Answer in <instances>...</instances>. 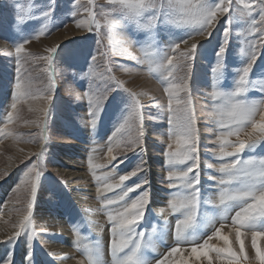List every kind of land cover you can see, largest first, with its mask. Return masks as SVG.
<instances>
[{"label":"rangeland","instance_id":"374dc122","mask_svg":"<svg viewBox=\"0 0 264 264\" xmlns=\"http://www.w3.org/2000/svg\"><path fill=\"white\" fill-rule=\"evenodd\" d=\"M74 2L75 0H0V127L3 126L7 112L11 110L15 82L14 45L28 41L24 45L25 54L29 56L30 64L35 66L30 75L34 88L38 90H43L47 86V73L43 69L48 65L43 60H36L35 57L47 55L45 51L47 48L58 47L51 67L56 85L51 103L46 105L45 100L39 98L30 99L28 104L18 106L22 116L27 120H35L39 115L38 111L29 112V106L35 108L34 110L49 108L46 118V139L43 141V171L31 217L36 236L31 241L28 239V233L24 232L15 241L8 242L21 218L18 209L26 208L24 185L20 182L27 167L36 162L33 154L41 150L40 130L35 124H27L24 119L16 120L14 117V122L9 124L7 129L12 135H0V187L4 181L13 179L9 195L0 202V231L4 234L0 237V260L8 257L12 264L19 262L36 264L33 259L26 260L31 251L33 256L31 258H34L36 252L42 253L48 263L55 264L57 261L56 264H65L62 260L64 256L68 257L70 264H78L79 261L86 260L85 246H95L99 243L103 251L104 264H110L111 256L108 251L110 225L107 214L100 210L101 194L97 192V182L88 169V157L91 155L93 163L100 165L96 169L97 175L113 172V165L116 162L113 164L107 162L108 140L116 127L123 122L133 102L131 94L116 85V80H119L131 91L148 94L140 97L144 105V152L141 155L127 153L126 157H120L123 162L115 169V173L121 175L131 172L140 159L146 162L147 171L138 173L125 183L126 186H131L142 179L148 180L146 187L151 192V199L137 230H143L146 236L151 237V243L146 244L141 253L144 264H155L156 259L161 258L174 246L173 228L178 217L171 213L167 206L170 194L169 189L165 187L166 166L161 155L165 148L162 141L167 140L168 125L166 117L155 107H151L152 101L149 99L150 96H154L166 103V97L163 96V90L157 81L148 74V62L144 52L155 50L163 53L175 43L189 38L193 30L176 27L168 22L165 15L160 16L153 29H143L136 23L124 21L119 29V35L115 38L119 43L110 46L107 38L104 39L107 59L98 56L96 61H92L97 49V36L94 32L76 27L71 16ZM216 2L218 0H206L209 6ZM250 2L256 9L253 15L258 20L259 11L256 8L258 0ZM81 3L88 6V0H81ZM232 3L235 9L238 0H232ZM92 5L93 11L107 7L105 0H92ZM46 12L49 15L45 16ZM86 16L81 9L80 18ZM229 21L230 37L222 59L223 67L215 79L218 90L232 91L240 70L249 62L247 51L242 50L247 48L246 41L253 38L247 31L248 21L236 17L234 12L227 17L222 16L207 39L200 42L190 40L188 45L198 43L191 70L190 91L198 117L197 126L202 146L200 185L202 204L196 228L188 233L189 237L208 234L211 225L223 211L221 208L203 203L205 199H217L216 190L208 187L212 182L204 176L206 171L211 175L215 173L204 169L203 162L205 159L212 162L213 158L208 149L216 147L212 143L216 127L214 121L207 115L211 110V102L207 97L214 83L212 68L218 62L216 53L222 43L225 24ZM41 29L45 31V35L38 40L32 38ZM61 32H65L62 33L65 35L68 33L69 40L64 43L57 42L58 44L53 46L42 45L44 41ZM185 47L181 44V50ZM7 53L12 55L9 56ZM129 56L134 59H129ZM112 77H115V80ZM249 79L251 88L246 98L264 99V92L259 90L264 87V47L259 48V55L253 64ZM143 80L149 81L155 89L148 85L145 87ZM89 90L97 95L107 94L94 127L88 122L89 104L84 95ZM38 101L43 102V106L38 105L40 108L37 106ZM75 152H78L79 157L74 166L81 169L72 166L71 170L79 171L84 177L80 180L81 185L73 190L68 180L57 172V167L69 169L61 162L68 161ZM248 155L257 157L264 155V142L254 150H246L244 156ZM3 184L9 189L11 181ZM138 191L130 193L129 198L135 197ZM104 195L113 198L120 195V191L115 189ZM41 209L44 212L50 209L55 212L56 216L53 217L57 223L53 229L52 226L48 227L45 224L42 217L37 216L41 215ZM55 232L58 234L54 235ZM249 250L250 240L246 241V252ZM3 252L5 254L1 256ZM51 257H54V262L50 260ZM40 263L44 264L42 258Z\"/></svg>","mask_w":264,"mask_h":264},{"label":"snow or ice","instance_id":"6c2138e0","mask_svg":"<svg viewBox=\"0 0 264 264\" xmlns=\"http://www.w3.org/2000/svg\"><path fill=\"white\" fill-rule=\"evenodd\" d=\"M105 4L106 8L93 11L92 0H88V6L82 4L81 0H75L71 13L78 29H86L97 36V49L92 61H96L98 56L107 59L104 39L107 38L110 46L119 43L115 38L124 21L136 23L143 29H153L160 16L165 15L168 22L176 27L193 30L189 38L175 43L163 53L155 50L144 52L148 74L157 81L166 97V103L154 96L149 99L152 101L151 107L166 117L168 125L167 140L162 141L165 148L161 155L166 166L165 187L170 194L167 206L178 217L173 228L174 246L156 259L155 264H264V227L258 226L264 225V155L244 156L246 150H254L264 142V99L246 98L251 88V69L259 55V48L264 47V0H258L256 5L258 20L253 15L256 9L250 0H238L235 9L232 0H218L212 6L206 0H105ZM81 9L87 14L86 18H80ZM233 12L236 17L249 23L247 31L253 38L246 41L247 48L242 49L247 51L249 62L240 70L232 91L218 90L215 78L222 70V59L230 37V21L226 22L222 43L216 53L218 62L212 68L214 83L207 97L211 102V110L207 115L216 127L215 139L212 141L216 147L208 149L212 162L207 159L203 162L204 169L215 173L211 175L206 171L204 176L212 182L208 187L214 188L217 196V199H205L203 203L223 211L211 225L208 234L189 237L188 233L196 228L202 204V146L190 91L191 70L198 43L188 45L196 37L207 39L220 17H227ZM43 35L45 31L41 29L32 38L38 40ZM27 42L25 40L14 45L15 82L11 110L3 119L0 135H12L7 129L14 122V117L16 120L24 119L18 106L39 98H43L46 105L50 104L56 87L51 67L58 47L47 48V55L35 57L48 65L43 69L47 73V86L38 90L34 88L30 75L35 66L30 64L29 56L25 54L24 45ZM181 44L186 46L184 50H181ZM7 55L11 56L12 53ZM128 58L134 59L131 56ZM112 79L115 80V77ZM116 85L129 92L133 101L123 122L108 140L107 162L116 163L111 174L97 175L96 169L100 165L94 164L89 155L88 169L97 182V192L101 194L100 210L107 214L110 225V264H144L141 253L146 244L151 243V237L146 236L143 230L138 231L137 226L144 218L151 192L146 187V178L131 186H126L125 182L138 173L146 172V162L140 159L137 166L126 174L117 175L115 169L123 162L120 157H126L127 153L141 155L144 152V105L140 97L148 94L131 91L119 80H116ZM259 90L264 92V87ZM84 95L89 104L88 122L94 127L107 94L97 95L89 90ZM48 109L34 110L29 106V112L38 111L39 115L35 120L24 119L25 123L35 124L40 130L42 146L39 152L33 154L36 162L23 173L20 183L24 185L26 208L18 209L21 218L8 242L15 241L24 232L28 233L29 241L36 236L31 217L43 171V141L46 139ZM115 189H119L120 195L113 198L104 195ZM137 190V195L129 198V194ZM249 240L250 250L246 252V241ZM31 256L29 251L26 260H30ZM84 256L86 260L78 264H104L99 243L85 246ZM0 264H12V261L5 257L0 260Z\"/></svg>","mask_w":264,"mask_h":264},{"label":"bare ground","instance_id":"6f19581e","mask_svg":"<svg viewBox=\"0 0 264 264\" xmlns=\"http://www.w3.org/2000/svg\"><path fill=\"white\" fill-rule=\"evenodd\" d=\"M62 33H65V32H61V33H58V34H56L54 37H51V38H49L48 40H46V41H44L43 42V46L46 44V45H51V46H53L54 44L56 45V44H58V43H64V42H66L67 40H69V38H70V36H69V34L67 33L66 35L65 34H62ZM61 34V35H60ZM205 38H196L194 41L195 42H200V41H203ZM58 42V43H57ZM2 45V44H1ZM46 47V46H45ZM138 79V78H137ZM139 79H141V78H139ZM137 81V80H136ZM143 82H144V86L146 87L147 85L148 86H150V87H152L153 89H155V86L153 87V85H151V83L149 82V81H145V80H143ZM43 104V102L42 101H38L37 102V106L38 105H41V106H43L42 105ZM35 107V106H34ZM39 107V106H38ZM40 108V107H39ZM35 109V108H34ZM38 110V109H37ZM17 151V150H16ZM73 154V153H72ZM65 157H66V155H64ZM77 157H79V154H78V152H75L74 154H73V157H70V159L67 161V160H62V162H61V164L64 166V167H66V168H69V169H66V170H63V169H60V166H58L57 167V172H59L64 178H66L67 180H68V184L70 185V187H73V188H71V189H76V187L77 186H80L81 185V182H80V180L84 177L82 174H80L79 173V171H73V170H71V168H72V166H74V164H77V162H78V158ZM66 161V162H65ZM14 163H15V161H14ZM14 165V164H13ZM9 167H10V165H9ZM75 167V166H74ZM76 169H81L79 166H76L75 167ZM7 181H11V185H10V188L8 189L7 188V186H6V184H3V183H5V182H7ZM7 181H4L2 184H1V187H0V202L2 201V200H4L8 195H9V192H10V190L12 189V187H13V179H10V180H7ZM5 195V197H3ZM48 201V200H47ZM79 201V200H78ZM83 201V200H82ZM84 202V201H83ZM39 203H41V202H39ZM42 204V203H41ZM45 204H47V203H45ZM52 210H54L53 208H52ZM51 209L50 210H45V212L41 209V215H37V216H40V217H42V220L44 221L45 220V224H47V226L48 227H50V226H52V229L54 228V226L56 225V223L57 222H54L55 221V218L53 217V216H56L55 215V212L54 211H52ZM37 220V219H36ZM57 220V219H56ZM90 220V222H91V219H89ZM94 222V221H93ZM92 223V222H91ZM6 229V228H5ZM51 229V228H50ZM3 230V229H2ZM1 233H0V237H3L4 236V234H3V231H0ZM8 232V231H7ZM59 232V231H58ZM58 232H55V234L54 235H56V234H58ZM50 233L51 234H53L52 233V231H50ZM61 234H62V232H60ZM59 233V234H60ZM63 237H65V236H63ZM62 239V238H61ZM64 242V241H63ZM52 250H55V249H53L52 248ZM63 251V250H62ZM65 253H66V251H65ZM4 252L3 253H1V256H4ZM67 254V253H66ZM35 256H34V258H31V259H33V262H36V264H41L40 263V260H41V258H42V262L44 263V264H52L51 262H49L48 263V260H46V256L44 257L43 256V254L41 253V254H39V253H35L34 254ZM33 257V256H32ZM63 259V261L65 262V264H70V261H69V259H67L68 257H65L64 258V256L62 257ZM50 260H54V257H51L50 258ZM61 260V259H60ZM18 261H19V258L17 257V259H16V262L18 263ZM54 262V261H53ZM56 263H58L57 261H55V264ZM60 263V262H59ZM18 264H21L20 262L18 263Z\"/></svg>","mask_w":264,"mask_h":264}]
</instances>
